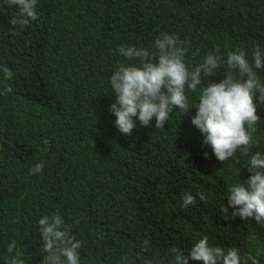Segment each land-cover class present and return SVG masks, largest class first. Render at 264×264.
<instances>
[{
	"label": "trees",
	"instance_id": "obj_1",
	"mask_svg": "<svg viewBox=\"0 0 264 264\" xmlns=\"http://www.w3.org/2000/svg\"><path fill=\"white\" fill-rule=\"evenodd\" d=\"M36 9V18L13 23L18 9L0 0V66L12 73L0 72V88L11 89L0 95V264H48L44 215H59L80 241V264H169V247L187 251L203 235L259 253L264 264V224L219 210L228 187L251 175L246 156L217 160L191 124L195 108L131 134L109 111L112 71L134 62L119 46L154 50L171 34L190 67L209 52L250 54L264 45V0H37ZM258 75L264 81V70ZM188 95L194 105L197 94ZM257 113L249 155L264 152V102ZM185 192L206 199L183 208Z\"/></svg>",
	"mask_w": 264,
	"mask_h": 264
},
{
	"label": "clouds",
	"instance_id": "obj_2",
	"mask_svg": "<svg viewBox=\"0 0 264 264\" xmlns=\"http://www.w3.org/2000/svg\"><path fill=\"white\" fill-rule=\"evenodd\" d=\"M18 9L13 23H27L37 17V0H12ZM154 50L137 48L134 45L119 46V54L125 61L112 71L109 78L115 102L109 111L115 116L114 125L120 133L131 134L137 125L164 128L172 111L184 114L190 108L196 112L191 124L201 132L203 143L212 149L217 160L224 162L236 158V152L247 157L246 167L251 174L246 180H237L227 189L228 204L219 209L231 217L252 218L264 224V152H249L256 143L252 131L260 120L258 101L264 102V81L258 72L264 70V45L254 44L249 54L243 49L230 51L222 60L216 52L204 55L194 67L185 61L186 49L179 37L161 34L154 41ZM223 68L224 78L211 82L210 77ZM6 78L12 76L7 66H0ZM207 78V82H205ZM11 91L0 88V95ZM196 93L197 100L190 105L189 93ZM208 155L207 152L204 153ZM37 164L33 171L39 172ZM197 197L203 201L205 193L185 192L181 207L188 208ZM59 215H44L38 220L43 238V250L51 253L48 264H80L81 243L62 230ZM11 250V249H10ZM169 264H260L259 253H244L239 247H222L210 243L203 235L187 251L172 245L168 249ZM11 264H17L13 260ZM144 264H153L151 259Z\"/></svg>",
	"mask_w": 264,
	"mask_h": 264
}]
</instances>
